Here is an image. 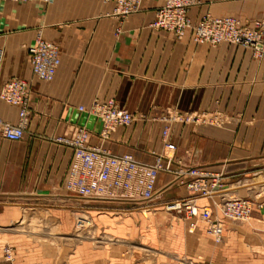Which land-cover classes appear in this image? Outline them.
<instances>
[{"label": "crops", "instance_id": "crops-1", "mask_svg": "<svg viewBox=\"0 0 264 264\" xmlns=\"http://www.w3.org/2000/svg\"><path fill=\"white\" fill-rule=\"evenodd\" d=\"M200 2L189 12L193 22L205 14L242 22L264 19V0ZM160 4L145 0L117 34L113 2L0 1V90L12 79L27 81L30 112L22 142L0 138V238L29 212L28 219L41 225L31 235L6 234L18 237L14 264H264V180L259 179L264 177V56L257 59L251 50L227 43L197 45L190 32L178 40L153 30L149 25ZM38 35L59 48L60 65L51 82L32 77L27 48ZM108 99L135 121L117 129L106 147L115 156L130 153L146 164L153 163L150 152L163 148V117L195 115L215 121L170 125L175 156L185 166L224 173L227 198L260 193L250 221L225 222L220 243L202 223L186 232L184 221L174 223L158 213L172 200L192 195L166 174L159 175L149 202L94 201L64 191L72 149L56 139L72 138L78 127L97 135L101 121L78 108ZM17 116L15 107L0 100L1 119L15 124ZM89 144H97L94 136ZM218 196L199 198L197 205H210ZM75 210L88 214L89 229L94 223L103 226L98 241L86 234L89 229L76 230L70 214ZM140 213L155 217L123 219ZM149 226L154 231L144 230ZM101 228L95 226L92 233ZM134 238L141 241L140 248L132 246ZM2 259L0 247V264Z\"/></svg>", "mask_w": 264, "mask_h": 264}, {"label": "built area", "instance_id": "built-area-1", "mask_svg": "<svg viewBox=\"0 0 264 264\" xmlns=\"http://www.w3.org/2000/svg\"><path fill=\"white\" fill-rule=\"evenodd\" d=\"M7 3L37 2L49 4L53 0H0ZM113 2V15L119 20L117 34L121 31L124 20L137 13L145 0H103ZM160 7L155 12L149 27L165 31L176 39L182 40L190 32L193 43L207 44L211 47L227 43L252 51L257 59L264 56V19L251 22L240 21L234 17H212L205 14L197 22L189 17L192 8L200 5V0H160ZM30 57L32 77L37 81L51 82L60 65L59 48L44 40L40 35L32 46L27 48ZM0 100L18 110L17 122L11 124L0 118V138L19 142L23 139L29 123V83L21 79H12L0 90ZM101 121V130L91 134L84 127H78L72 138H57L56 142L72 149V159L66 172L63 189L81 199L138 203L149 202L156 194V183L160 174L171 177L172 183L183 187L192 195L184 199H175L165 205L168 212L184 216L191 220L188 231L194 232L197 223L206 227V233L216 243L222 241L224 223L249 222L254 206H259L257 199L225 196L226 176L206 166H185L176 158V145L170 140V125L216 123L195 115H172L163 117L167 125L162 129L163 148L160 152L152 151L153 163L138 161L132 154L119 156L112 154L106 143L117 129L129 127L135 117L121 108L113 99L94 101L89 108L79 107ZM97 144H89L91 137ZM219 195V201L200 207L197 199ZM75 228L82 231L91 226V221L84 211L75 210ZM3 264H13L9 250L3 251Z\"/></svg>", "mask_w": 264, "mask_h": 264}, {"label": "rangeland", "instance_id": "rangeland-1", "mask_svg": "<svg viewBox=\"0 0 264 264\" xmlns=\"http://www.w3.org/2000/svg\"><path fill=\"white\" fill-rule=\"evenodd\" d=\"M259 179L260 180H264V177H260ZM233 197H235V196H233ZM213 200L215 202H218L219 201V198L218 199H213ZM158 213H160V214L162 213L161 215H164L165 217L171 219L174 223L175 222H179L180 223V222H183L184 221L183 223H186L185 224L186 225V230L185 231L186 232H189L188 231L189 228H188V225H187V222L188 221L186 220V218L184 216L176 215L175 213L168 212V211H166V209H162L161 212H158ZM30 214H32V212H29L28 214H26L27 218H24L23 221L17 220L16 222L12 223L7 228H5L4 229V232H3V233H5V235L4 236H1V238H0V247H1V250H2L3 258H4V253H3L4 249L5 250H9L10 253H11V255H12L13 264H14V261H15L14 248H13V246L14 245H17L18 246V241L16 243L14 240L15 239H18V237H16V236L13 237V235L7 236L6 234H8V233L9 234H14V233H18V232H23V233H26L27 235L28 234L31 235L32 233H35L37 230L38 231L41 230V225L40 224L38 225L33 220L28 219V217L30 216ZM70 214L72 216V221H73L74 227H75V216H76V212L75 211H71ZM85 215L88 217V214L87 213ZM112 217H116V216H113L112 215L111 218ZM129 217L135 218V219L136 218L137 219H142V220L145 221V220L151 219L152 217H155V215L154 214H150V213L149 214H147V213H140V215H137L136 214L134 216L133 215L125 216L123 219H127ZM137 222H138V220H137ZM95 226L102 227V228L100 230L98 229L95 233H92V231L95 230ZM135 228H136L137 233H139L140 230L137 227H135ZM87 229H89V228H87ZM144 230L145 231H154L153 226H149L147 229H144ZM102 232H104L103 226L100 225V224H98V223H97V225H95V223H94V226L92 228H90L88 231H86V234L87 235H91L92 234L93 237H94V240L93 239L92 240L93 241H98V238L100 236H102L101 235ZM69 236H70V238H74L76 236V233L73 231V229L71 230ZM81 236H83V235H81ZM27 239H29V238H27ZM95 239H97V240H95ZM134 239L135 240L133 241L132 246L136 247V249L137 248H140L141 247V244H140L141 241L139 239H136V238H134ZM134 250H135V248H134ZM70 253H73V252L70 251Z\"/></svg>", "mask_w": 264, "mask_h": 264}, {"label": "bare ground", "instance_id": "bare-ground-1", "mask_svg": "<svg viewBox=\"0 0 264 264\" xmlns=\"http://www.w3.org/2000/svg\"><path fill=\"white\" fill-rule=\"evenodd\" d=\"M250 221V220H249Z\"/></svg>", "mask_w": 264, "mask_h": 264}]
</instances>
